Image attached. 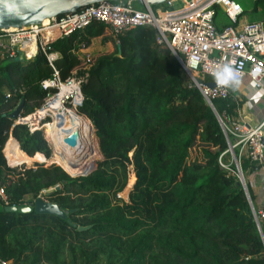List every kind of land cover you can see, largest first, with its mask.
<instances>
[{
    "label": "trees",
    "instance_id": "obj_1",
    "mask_svg": "<svg viewBox=\"0 0 264 264\" xmlns=\"http://www.w3.org/2000/svg\"><path fill=\"white\" fill-rule=\"evenodd\" d=\"M215 9L218 16L221 9ZM259 11L264 21V0L255 2L254 12ZM105 33V25L92 22L39 46L31 60L0 56V188L8 199V204L0 199V263L264 264V242L248 197L237 177L218 163L228 150L221 125L201 93L186 87L182 66L157 44L152 28L124 34L120 58L117 46L115 54L79 73L84 100L77 112L91 122L99 142L91 126L86 140L91 159L79 164L85 170L102 153L96 170L72 178L68 174H79L77 169L54 164L20 172L9 167L4 149L11 138L27 161L38 154L52 158L43 131L31 132L17 121L56 92L44 90L43 82L55 73L62 81L74 77L83 66L79 50ZM51 55L57 56L53 63ZM236 95L229 88L227 99L213 101L219 116H235L241 108ZM22 102L18 118H12ZM197 142L205 147L204 159L189 165ZM249 166L254 164L241 161L243 171ZM131 171L136 181L124 202L119 195ZM39 197L68 211L74 226L54 216L5 211Z\"/></svg>",
    "mask_w": 264,
    "mask_h": 264
},
{
    "label": "built area",
    "instance_id": "obj_2",
    "mask_svg": "<svg viewBox=\"0 0 264 264\" xmlns=\"http://www.w3.org/2000/svg\"><path fill=\"white\" fill-rule=\"evenodd\" d=\"M216 7L230 21V26H217ZM243 15L244 10L236 0H168L158 7L140 6L135 1L102 2L80 9L75 14L52 18L40 25L1 30L0 56L15 59L20 55L31 60L36 57L39 46L83 30L92 22L105 25L117 46L124 34L138 28H152L158 33L157 44L166 47L182 66L186 87L198 90L209 105L214 100L229 97V87L219 85L214 79L215 72L224 65L232 68L239 85L248 79L255 89H264V21L242 23ZM56 58V55L49 56L50 63ZM90 59L88 56L86 61L90 62ZM82 61L84 65V58ZM83 82V78L75 77L62 81L55 73L52 79L42 84L44 90L55 89L56 92L48 95L41 110H48L63 88H74L77 95L65 96L62 105L77 113L84 100L81 90ZM212 83L216 84L213 88L209 86ZM46 120L45 126L52 121L44 118L39 122L36 120L37 124L34 125L24 118L19 124L27 125L34 132L41 130L43 127L40 126ZM219 123L228 150L220 156L218 163L241 181L244 178L241 167L243 157L256 167L264 161V119L252 126L224 114L220 116ZM229 155L231 162L228 163L225 159ZM0 199L8 204L2 188ZM254 217L264 242V211L255 213Z\"/></svg>",
    "mask_w": 264,
    "mask_h": 264
},
{
    "label": "water",
    "instance_id": "obj_3",
    "mask_svg": "<svg viewBox=\"0 0 264 264\" xmlns=\"http://www.w3.org/2000/svg\"><path fill=\"white\" fill-rule=\"evenodd\" d=\"M119 1H135L140 6L148 5L152 7H158L164 5L168 0H0V31L8 30V29H21L28 26L40 25L44 23L46 20H50L52 18H57L66 14H75L80 9L86 8L90 5L99 4L102 2L116 3ZM121 56H122L121 49L118 46V53L116 54V57L120 58ZM215 85H216L215 83H212L209 86L213 88L215 87ZM23 105L24 102H22L21 105L17 108V110L11 114L12 118L14 119L18 118L19 113L23 108ZM209 106L215 113L218 121L220 122V116L216 112L214 105L209 104ZM92 128L95 131L93 125ZM65 144L69 145L72 148H76L78 146L77 137L73 136L65 140ZM53 152H55L54 149ZM99 159L100 160L104 159L102 153ZM69 165L70 167L77 169L79 171V174H77L76 176H72L67 172V174L72 178L87 177L97 168V164H95L91 170L84 171V168L82 167L83 168L82 169L80 167L79 162L70 161ZM134 184H132L131 190ZM239 185L242 187L246 196L248 197V191L245 185L244 178L241 181H239ZM59 189L60 188H57L56 191ZM50 194L53 193L51 192ZM5 211L20 213V214H28L34 212L37 215L54 216L61 220H68V223L71 226H74L72 222L68 219V216L70 214L68 211L62 210L58 204L49 202L45 200V198L43 197H39L35 199V201L32 204L25 205L22 207H16V206L5 207ZM253 214L255 215L254 210H253ZM88 229L89 227H79L78 231L83 232Z\"/></svg>",
    "mask_w": 264,
    "mask_h": 264
},
{
    "label": "bare ground",
    "instance_id": "obj_4",
    "mask_svg": "<svg viewBox=\"0 0 264 264\" xmlns=\"http://www.w3.org/2000/svg\"><path fill=\"white\" fill-rule=\"evenodd\" d=\"M45 23H47V20ZM71 95H77V92L74 90V88H63L61 95L51 104L49 109L41 110L36 116V120L38 122L44 118H50L52 120V123H48L50 125L47 130V138L50 140L55 150L54 161L59 166H65L67 169H72V167L69 165L70 161L80 163L86 161L85 159L91 158L90 152H88V156L86 154V140L92 126L90 121L87 118L78 115L74 109H65L62 105V100H64L65 96ZM73 136L77 137L78 146L76 148H72L65 144V140ZM14 144L15 141L12 139L6 144L4 149V154L11 165L14 164L13 157L16 153L13 150ZM87 150L89 151V144ZM86 156L88 158L82 159ZM40 157L44 158L42 155L39 156L38 154V156L35 157L36 159L34 158L33 162H37V160H39L38 158ZM95 162L96 160L91 162L88 165V168H86L84 171L92 169L95 165ZM76 175L77 174L73 176ZM135 181V178L134 180L132 179L131 184H134Z\"/></svg>",
    "mask_w": 264,
    "mask_h": 264
},
{
    "label": "crops",
    "instance_id": "obj_5",
    "mask_svg": "<svg viewBox=\"0 0 264 264\" xmlns=\"http://www.w3.org/2000/svg\"><path fill=\"white\" fill-rule=\"evenodd\" d=\"M239 2L244 10V17L241 20L242 23H255L260 22L263 18L261 11L254 12L255 2L257 0H249L248 5H244V0H236ZM224 13L221 11L220 14ZM226 17V16H225ZM227 18V17H226ZM230 23V21H229ZM221 25V24H218ZM223 25V24H222ZM108 34L109 31H107ZM102 38V37H101ZM101 38L94 39L92 45L87 50H79V56L83 60V54L94 53L96 46L94 44L100 42ZM111 44V43H110ZM237 90L236 98L241 104L235 114L232 116L241 122L255 126L264 119V89H255L250 80L243 81ZM242 160L248 161L246 157ZM243 171V170H242ZM243 177L245 185L248 191V197L251 208L256 214L264 211V161L256 166H249L243 171ZM252 210V211H253ZM264 235V231H263Z\"/></svg>",
    "mask_w": 264,
    "mask_h": 264
},
{
    "label": "rangeland",
    "instance_id": "obj_6",
    "mask_svg": "<svg viewBox=\"0 0 264 264\" xmlns=\"http://www.w3.org/2000/svg\"><path fill=\"white\" fill-rule=\"evenodd\" d=\"M249 4V0H244V5H248ZM244 17V16H243ZM241 19H243V18H241ZM216 24H217V26L219 27V28H223V27H227V26H230V24L231 23H229V20L225 17V15H223L222 13L221 14H219L218 16H217V21H216ZM218 24H221V25H218ZM223 24V25H222ZM114 39H113V37H112V35H110V34H108L107 33V31H106V33H105V35L100 39V42H96L95 44H94V47L96 46V49H95V51H94V53H91V54H83V58H84V65L81 67V68H79V69H77L75 72H74V77L75 78H80L79 77V73L81 72V71H86V70H88L90 67H92L95 63H96V61L99 59V58H101V57H103V56H106V55H112V54H115V52H116V50H117V45L115 44V42L113 41ZM111 43V44H110ZM88 56H90V62H87L86 61V59H87V57ZM41 110V108L40 109H36V111L33 113V114H31V115H29V116H27V117H25V118H28L29 119V123L30 124H37V121L35 120L36 119V114H37V112L38 111H40ZM35 118V119H34ZM22 119H24V118H21L20 120H18V122L17 123H20L21 122V120ZM50 121H51V119H50ZM36 122V123H35ZM47 123V121H44L43 122V126H40V128H42L41 130L43 131V133H44V137H45V139L47 140V142L49 143V145L51 146V148H52V150L54 149L53 148V145L51 144V142H50V140L47 138V136H46V129L47 128H45V124ZM50 123H52V121L50 122ZM91 123V122H90ZM39 127V126H38ZM96 134V132L94 131V135ZM95 137H96V135H95ZM10 140H12V138L10 139ZM9 140V141H10ZM96 140H97V142H98V139H97V137H96ZM8 141V142H9ZM15 141V140H14ZM15 144H16V148H14V150H15V155H14V157H13V161H14V164L13 165H11V164H9L8 163V165H9V167H11L12 169H14V170H17L18 172H20L21 170H22V168H33V167H35L37 164H44L46 167H48V166H50L51 164H53V163H55V161H54V158H55V156H54V152H53V154H52V158L51 159H49V160H47V159H45V158H42V157H40V158H38L39 160H37V162H33L34 161V158H33V160L31 161V162H28L27 160H25V158H26V156L24 155V152L20 149V146H19V144L15 141ZM98 145H99V142H98ZM204 146H202L199 142H197L193 147H192V149L190 150V153H189V158H188V161H187V163L189 164V165H192L193 163H195V162H202L203 161V159H204V154H203V150H204ZM19 153V154H18ZM38 156V155H37ZM36 156V157H37ZM39 156H40V154H39ZM43 156V155H42ZM44 157V156H43ZM36 159V158H35ZM89 159H91V158H88V159H85V160H89ZM98 159V158H97ZM96 159V163L95 164H98L100 161H102V160H100V159H98L97 160ZM226 162H231V157H230V155L228 156V157H226ZM54 165H56V166H59L57 163H55ZM59 167H61V166H59ZM62 167H65V166H62ZM61 167V168H62ZM66 168V167H65ZM66 172V171H65ZM67 173V172H66ZM131 176H130V178H131V180H129V182H128V185H127V188H126V190L122 193V194H120L119 195V198H121L124 202H128V195H129V193H130V191H131V187H132V184H131V181H132V179L134 180V176H132L133 175V172L131 171ZM71 175V174H70ZM73 176V175H72ZM134 183V182H133ZM35 200L34 199H31V198H27L26 199V205H29V204H32L33 202H34Z\"/></svg>",
    "mask_w": 264,
    "mask_h": 264
},
{
    "label": "clouds",
    "instance_id": "obj_7",
    "mask_svg": "<svg viewBox=\"0 0 264 264\" xmlns=\"http://www.w3.org/2000/svg\"><path fill=\"white\" fill-rule=\"evenodd\" d=\"M214 79L219 85L229 87L232 90H235L239 85L238 78L228 65H224L218 69L214 74Z\"/></svg>",
    "mask_w": 264,
    "mask_h": 264
}]
</instances>
